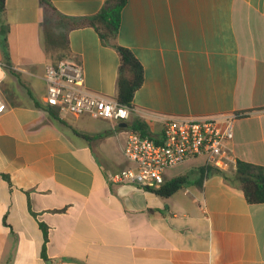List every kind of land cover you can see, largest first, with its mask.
<instances>
[{
	"label": "crops",
	"instance_id": "1",
	"mask_svg": "<svg viewBox=\"0 0 264 264\" xmlns=\"http://www.w3.org/2000/svg\"><path fill=\"white\" fill-rule=\"evenodd\" d=\"M50 1L70 18L104 3ZM5 6L12 66L0 50V264H264V204H249L231 182L237 161L264 166V0H127L117 41L144 70L128 122L140 118L158 135L167 117L244 114L223 173L203 159L169 168L164 182L189 178L169 198L108 181L132 167L123 155L128 130L55 107L58 119L51 115L47 13L40 0ZM68 41L85 87L116 99L117 51L92 28L70 31Z\"/></svg>",
	"mask_w": 264,
	"mask_h": 264
},
{
	"label": "built area",
	"instance_id": "2",
	"mask_svg": "<svg viewBox=\"0 0 264 264\" xmlns=\"http://www.w3.org/2000/svg\"><path fill=\"white\" fill-rule=\"evenodd\" d=\"M47 106L62 114H90L113 124L128 122L132 111L116 99L89 91L84 71L75 60L59 61L45 74ZM6 104L0 91V114ZM230 113L210 118H164L161 133L143 137L129 131L123 147L132 165L108 177L109 182L159 187L164 172L188 160L203 159L207 166L225 169L231 162L230 143L235 121L243 116Z\"/></svg>",
	"mask_w": 264,
	"mask_h": 264
},
{
	"label": "trees",
	"instance_id": "3",
	"mask_svg": "<svg viewBox=\"0 0 264 264\" xmlns=\"http://www.w3.org/2000/svg\"><path fill=\"white\" fill-rule=\"evenodd\" d=\"M5 1L6 0H0V50L3 54L5 66L10 69L12 63L8 45L9 27L3 19L6 12ZM40 3L47 13V18L41 30L43 48L47 56L53 60L52 66H55L59 61L71 59L72 53L68 41V34L70 31L83 28L94 29L102 45L112 47L118 53V93L116 100L133 112V99L135 93L143 85L144 70L142 64L133 52L119 45L117 41L121 27L122 12L127 4V0H104L103 6L99 12L83 18H70L60 14L50 0H40ZM50 21H53V25H51L52 23ZM36 105L40 107L38 102H36ZM51 108L50 106L48 108L51 115L55 119H58L57 113L52 111ZM122 129L139 133L143 137L151 136L149 127L140 118H134L132 121L128 122L126 128H121L120 130ZM206 171L210 172L212 170L207 168ZM216 172L223 173L218 169ZM224 177L227 181H231L225 173ZM231 182L236 183L241 188L249 204H264V166L237 161L234 177ZM187 184H189L188 176H179L168 182H164L159 187L152 185L141 187L162 198H169ZM42 228L46 243L47 231L44 226ZM45 243L40 254L43 260L46 259Z\"/></svg>",
	"mask_w": 264,
	"mask_h": 264
},
{
	"label": "water",
	"instance_id": "4",
	"mask_svg": "<svg viewBox=\"0 0 264 264\" xmlns=\"http://www.w3.org/2000/svg\"><path fill=\"white\" fill-rule=\"evenodd\" d=\"M127 125H128V124H127L126 122L119 123V127H120V128H126Z\"/></svg>",
	"mask_w": 264,
	"mask_h": 264
},
{
	"label": "rangeland",
	"instance_id": "5",
	"mask_svg": "<svg viewBox=\"0 0 264 264\" xmlns=\"http://www.w3.org/2000/svg\"><path fill=\"white\" fill-rule=\"evenodd\" d=\"M51 22V21H50ZM52 24L51 25H53V21L51 22Z\"/></svg>",
	"mask_w": 264,
	"mask_h": 264
}]
</instances>
